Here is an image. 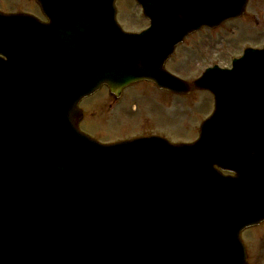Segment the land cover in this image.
Masks as SVG:
<instances>
[{"label":"water","instance_id":"obj_1","mask_svg":"<svg viewBox=\"0 0 264 264\" xmlns=\"http://www.w3.org/2000/svg\"><path fill=\"white\" fill-rule=\"evenodd\" d=\"M141 1L152 22L144 34L119 29L113 0H37L48 22L0 13L1 35H29L0 41V150L16 144L45 179H28L27 198L5 183L17 194L8 196L0 183V264H246L238 234L264 218V49H245L232 69L211 67L198 78L214 93L215 109L192 144L159 136L99 144L76 127L77 101L103 81L124 85L146 76L183 89L158 70L164 57L153 47L137 48L146 33L165 23L164 44L172 48L201 22L239 14L246 0ZM68 9L78 16V37L61 23ZM64 38L76 71L46 66L54 46L69 44ZM53 84H65L67 98L64 106L54 101L55 116L45 113L41 123L20 115L14 92H26L37 115ZM242 135L256 137L258 151L253 142L244 153ZM215 164L235 174L223 176Z\"/></svg>","mask_w":264,"mask_h":264},{"label":"rangeland","instance_id":"obj_2","mask_svg":"<svg viewBox=\"0 0 264 264\" xmlns=\"http://www.w3.org/2000/svg\"><path fill=\"white\" fill-rule=\"evenodd\" d=\"M116 4V20L124 30L138 31L148 25V19L144 18L140 6L134 0H118ZM0 8L28 9L33 12L37 9V3L34 0H0ZM35 13L42 16L39 11ZM245 45L264 46V0H248L247 7L240 17L224 22L220 27L213 29L202 27L187 36L184 42L176 47L172 58L168 60L167 67L173 73L192 81L198 78L206 66L214 62L229 67L232 57L239 56ZM142 86H144L142 91L139 88L142 92L140 96L145 101L136 103L144 109L136 110L131 115L128 113L132 118L123 115L122 119L119 115L121 120L118 123L123 127L121 129L115 126L108 127V134L121 131V136H127L151 131L163 133L169 140L179 143L195 140L201 120L206 118L213 109L212 94L206 90L191 89L188 95L169 97L161 92L159 93L163 99L161 100L157 99V91H152L149 87L147 89V85ZM100 93L93 95V111L98 109L95 112L96 115H92L93 118L105 121L109 119L114 121L119 118L110 107H106L104 112L103 108L94 106L99 100L97 98L101 95ZM88 104L87 108L90 105ZM87 115L90 114L86 112L84 119L88 117ZM146 115H149L151 119L144 121L142 117H147ZM130 120L132 123L127 124ZM109 125L108 122L96 120L93 122L92 132L100 134L97 132L100 128L97 127L104 128ZM104 137L111 138L108 135ZM240 235L246 245L248 264H264V220L245 228Z\"/></svg>","mask_w":264,"mask_h":264}]
</instances>
